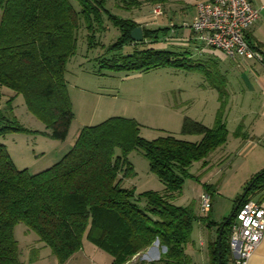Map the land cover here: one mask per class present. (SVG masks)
<instances>
[{
    "label": "trees",
    "instance_id": "16d2710c",
    "mask_svg": "<svg viewBox=\"0 0 264 264\" xmlns=\"http://www.w3.org/2000/svg\"><path fill=\"white\" fill-rule=\"evenodd\" d=\"M111 1L125 11L141 5V0ZM106 5L107 0H0V87L14 92L5 102L22 95L27 110L48 130L43 133L56 140L69 139L74 118L65 75L82 28L87 49L98 47L107 54L102 59L109 68L142 72L171 65L203 75L209 72L187 52L157 49L145 42L159 41L169 28L142 27L143 40L134 42L130 33L139 25ZM107 31L114 36L104 43ZM126 45L131 51L123 54ZM223 83L213 84L221 98ZM25 129L0 107V134ZM140 129L134 119L119 116L84 126L56 162L34 173L17 169L0 144V264H23L13 234L18 223L33 231L60 262L82 249L85 238L110 255V264H128L155 241L162 251L148 264H191L186 248L193 223L202 217L171 199L182 191L189 167L227 142L226 123L220 111L211 127L184 116L180 133L199 135L197 141L169 132L147 140ZM132 150H140L146 158L163 185L161 191L136 194L134 188L123 186L132 171L127 158ZM204 188L210 193V186ZM258 192H264V169L250 178L228 217L207 222L216 226V236L208 241L206 264L231 262V226L241 205Z\"/></svg>",
    "mask_w": 264,
    "mask_h": 264
},
{
    "label": "rangeland",
    "instance_id": "374dc122",
    "mask_svg": "<svg viewBox=\"0 0 264 264\" xmlns=\"http://www.w3.org/2000/svg\"><path fill=\"white\" fill-rule=\"evenodd\" d=\"M166 1L141 0V5L131 11L117 9L111 0H107L106 6L116 13H121L119 14L121 16L125 15L122 17L135 18L145 25L159 18L160 12H154L157 6L161 8V14L166 12ZM108 27L118 35L117 29L110 23ZM112 32L107 31L103 35L104 38L102 37V42L106 43L108 38H113ZM84 35L85 31L82 28L79 32L81 40L77 42L76 54L70 58L65 75L74 114L69 129V138L84 126L96 125L109 117L119 116L137 121L141 125L140 135L147 140L169 132L179 138L197 141L199 135L180 133L183 117L187 116L211 127L219 111L222 119L227 120L226 127L230 138L232 136L244 137V133H247V126L245 125L244 128V123L248 124L247 121H239L240 126H238V121L235 122L234 119L243 112L253 113L251 115L253 117L259 111L258 103L252 93L249 95L251 101L248 106L238 104L241 99L247 98L249 91L246 87L248 85L246 86L243 82L244 77L240 72L234 73V65L229 59H213L208 62L207 58L191 56L193 60L207 65L205 66L209 72L206 74L210 75V78L205 76L206 74L171 65L152 68L140 73L128 72L104 65L102 58H108L107 54H101L102 50L98 47L87 49L86 41H83ZM185 49L179 46L168 47V50L173 52L189 51L190 54L192 53L191 50ZM128 51H131L130 47L124 46L122 53L126 54ZM222 71H227L229 82L220 78ZM233 79L236 82H232ZM223 81L226 87H223L225 92L221 98L214 85L221 84ZM243 88L246 89L245 96ZM0 91L1 94L3 93L0 98L2 111L14 115L17 122L26 128L18 131L9 130L0 134V144L5 147L14 166L19 170L27 169L30 173H34L56 162L69 149V141L67 139L59 141L43 133L48 130L27 110L22 95H18L8 104L5 101L14 94L13 90L2 86ZM250 107L252 109H249ZM226 148L224 145L218 152L213 153L209 157L210 164H201L202 160L193 163L189 167L190 175L184 179L182 191L171 199L176 205L189 206L196 216L202 217L193 223L191 241L186 248L192 260L191 264L208 262V235L215 237L216 227L206 224L212 219L220 222L228 217L232 212L235 199L242 193L241 190H237L238 181L241 173L246 171L247 164H233L230 167L228 164L230 160L227 159L231 153ZM127 158L132 164V171L123 180L124 187L134 188L136 194L149 190H162V183L150 171L148 161L140 150H132ZM206 184L214 188L210 194L212 209L211 212L201 214L196 201ZM210 229H212L211 234ZM13 234L21 250L23 264H110L111 262L108 253L97 248L85 238L82 249L66 261L60 262L51 253L49 247L38 241L36 234L28 230L23 223L14 226ZM200 238L204 240V247L199 245ZM161 251L162 249L159 248L157 254L159 257ZM142 258L149 263L145 257L140 255L128 264L141 262ZM155 258L153 256L150 259Z\"/></svg>",
    "mask_w": 264,
    "mask_h": 264
},
{
    "label": "crops",
    "instance_id": "0c3cea01",
    "mask_svg": "<svg viewBox=\"0 0 264 264\" xmlns=\"http://www.w3.org/2000/svg\"><path fill=\"white\" fill-rule=\"evenodd\" d=\"M199 1H204V0H167L165 6L166 12H164L163 14H161L160 12V14H158L160 15L158 19H156L154 22L147 23L145 25H142L141 21L135 18H131L127 16L126 17L133 19L141 27H147L153 29L158 27L169 28L167 35L162 37L157 42H152L145 39V42L148 44L149 47H153L157 49H168L169 46H179L181 48H186L191 50L192 52L191 54L189 51L186 52L193 57L195 55L198 58H205V59L207 58L210 60L228 59L221 52L203 46L200 42L196 40L192 30L182 27V23L191 22L192 19L195 17L196 15L195 5ZM249 1L254 7L259 8V17L246 30L245 37L247 41L253 46V48H255V50H257L261 54L262 58H264V0H249ZM230 61L234 65L233 68L234 73H237V71L240 72L241 76L244 77L243 82L246 83V86L248 85L246 87V89L249 91L247 98L245 97L241 99L240 103L238 104L240 106H245V107L248 106V104L251 101L249 95L252 93L254 95V98H256V102L258 103L257 108L259 110L257 114L254 113L255 115L253 117H251L253 113L247 114V112L246 113L243 112L239 114L234 119V121L235 122L238 121V126H240L239 121L246 120L248 124H246L245 122L244 128L247 126V130H246L247 133L243 132L244 137L232 136V138H230L228 133L227 142L224 144L227 147L226 150L230 151L231 153V155L227 159L228 161L230 160L228 163L230 164V167L233 164H247L246 171L244 170H243L244 172L242 171L243 173H241L240 179L238 181L237 190H241L242 192L243 188L246 186L250 178L257 172L264 169V62L261 63L256 59H250V60L237 59L234 61L232 60ZM222 76L225 82L226 81L229 82V79L227 77V71L225 72L222 71ZM232 82H236L235 79H233ZM246 89L243 88L242 90L244 92V96L246 95ZM13 95L14 94L10 95V97ZM16 97L14 99H16ZM249 109H252V107H250ZM226 122L227 120H225V123ZM79 130L80 129L75 131V133L68 139L69 141L68 148H70L74 144V141L78 135ZM221 147L217 148L215 151L210 153L205 159L201 161V164L204 165L210 164L209 157L213 155V153L218 152L221 149ZM50 165H48L47 167H49ZM204 189L201 190L200 192L204 191ZM212 189L214 188L211 187V189L209 190L210 193L212 192ZM262 193L264 192H258L257 194H255L254 198L251 199L264 205V197L261 196ZM198 199L199 196L196 201L198 205L197 207L199 208ZM211 209H212V205H211ZM211 209L209 212H211ZM210 222L216 223L217 221L212 219ZM214 227L216 226L214 225ZM209 232L211 234L212 229H210ZM214 234L216 235V233ZM213 237L214 235L213 236L208 235V241L211 240ZM199 245L201 247H204V240L202 238H200ZM158 249H159V245L158 246L152 245L143 252H141L139 255L145 256L146 260L155 256L156 257L155 259H151V261H155L159 259V256L157 255ZM147 254H150V256H147ZM248 264H264V238L261 239L255 252L250 257Z\"/></svg>",
    "mask_w": 264,
    "mask_h": 264
},
{
    "label": "built area",
    "instance_id": "2783aa9c",
    "mask_svg": "<svg viewBox=\"0 0 264 264\" xmlns=\"http://www.w3.org/2000/svg\"><path fill=\"white\" fill-rule=\"evenodd\" d=\"M195 9V17L191 22L182 23V27L192 30L196 40L203 46L221 52L232 61L256 59L264 62L261 54L250 46L245 37L246 30L259 17V8L254 7L249 0H204L197 2ZM154 12H161V8L157 6ZM211 205L210 193L202 191L199 195L200 213H207ZM262 238L264 205L249 199L238 209L231 226L229 264H248ZM153 245L158 246V242L155 241ZM142 261L145 262L143 258ZM146 261L151 262V259Z\"/></svg>",
    "mask_w": 264,
    "mask_h": 264
},
{
    "label": "water",
    "instance_id": "95a60500",
    "mask_svg": "<svg viewBox=\"0 0 264 264\" xmlns=\"http://www.w3.org/2000/svg\"><path fill=\"white\" fill-rule=\"evenodd\" d=\"M131 39L134 42H140L143 40V31L141 26H136L130 33ZM247 189H249V186H247ZM246 191H244L240 197V200L244 197ZM239 200V201H240ZM237 206H235L236 208Z\"/></svg>",
    "mask_w": 264,
    "mask_h": 264
}]
</instances>
